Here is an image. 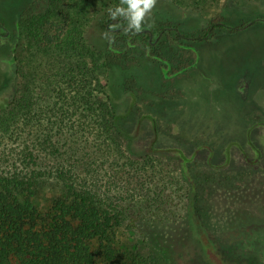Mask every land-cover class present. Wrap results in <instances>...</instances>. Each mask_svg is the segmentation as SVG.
Masks as SVG:
<instances>
[{
  "label": "rangeland",
  "instance_id": "374dc122",
  "mask_svg": "<svg viewBox=\"0 0 264 264\" xmlns=\"http://www.w3.org/2000/svg\"><path fill=\"white\" fill-rule=\"evenodd\" d=\"M21 1H0V13L10 19ZM28 2L17 28H10V41L1 42L12 51L7 58L0 57V105L6 106L0 111V177L40 178L32 201L43 213L63 196L68 180L80 183L86 177L91 187L97 184L116 198L118 189H126L122 200L134 205L138 222L127 221L117 228L115 244L125 261L139 254L146 264H155L160 250L169 254L171 264H209L200 241L203 235L216 240L233 260L239 259L234 264L264 263V137L260 133L264 123L255 122H264V36H243L240 50L232 49L211 66L221 76L222 86L205 105L202 100L196 104L206 119L196 124L186 116L190 72L167 80L161 65L141 50H136L138 60L127 70L106 65L109 9L127 10V4L121 0ZM263 8L264 0H157L144 25L155 31L178 26L185 33L203 36L212 21L224 20L239 28L264 17ZM253 25L264 27L262 22ZM226 33L237 35L218 28L213 39ZM255 54V74L250 75L253 84L246 99L233 76ZM258 114L262 119L250 118ZM144 115L155 120L141 122ZM250 129L252 140L257 137L263 150L261 160L254 162L256 154L248 156L238 148L232 160L225 157L224 148L232 142L248 145ZM216 137L219 155L210 160L214 151L209 145ZM167 149H180L192 160L185 162L179 152ZM195 181L203 182L202 199L208 194L210 200V209L199 218L204 228L197 222L194 231L189 224L166 219L168 224L159 227L158 234L149 233L145 222L151 219L146 204L150 194L159 186L163 194L177 199L174 207L180 206L179 197H190Z\"/></svg>",
  "mask_w": 264,
  "mask_h": 264
},
{
  "label": "trees",
  "instance_id": "16d2710c",
  "mask_svg": "<svg viewBox=\"0 0 264 264\" xmlns=\"http://www.w3.org/2000/svg\"><path fill=\"white\" fill-rule=\"evenodd\" d=\"M122 18L118 17L115 20ZM107 19L114 21L110 14ZM257 22L264 23V18L250 21L253 24ZM250 23L241 27H246ZM216 27L228 28L232 32L240 29L227 24ZM146 28L148 26L143 25L139 33H135L134 30L126 32L127 28H120L117 33L115 31L110 33L111 42L106 53V65L129 69L138 60L134 46L138 44L140 37H146L145 42L150 46L148 53L151 57L164 61L173 60L178 64L177 67L188 68L191 64L187 59L189 56L193 61L199 59L197 50L187 51L181 45L179 49L183 52L181 53L183 60H176L181 54L172 55V51L162 52L154 45V41L148 42L149 34L143 33ZM1 29L4 30V26L0 23ZM182 35L173 28L158 30L159 39L172 36L179 38ZM2 39L3 37L0 36L1 41ZM161 43L162 40L159 44ZM5 109V105H0V111ZM145 118L149 116H144L140 121ZM167 150L179 152L185 162L192 160L180 149ZM83 179L81 184L75 179L68 180L64 186L63 196L55 201L50 211L43 213L32 201L40 178L32 176L25 179L18 176L10 180L0 177V264H146V258L139 254L134 255L131 260H123L119 257L116 248L117 228L127 221L130 224L138 222V213L132 212L134 205L126 204L122 200L126 189H118L116 198L103 191L97 184L91 187L86 182V177ZM202 185L203 182L195 181L190 191L191 196L178 198V203L183 208L176 205V209L172 204L177 199L171 194H163L164 190L158 186L146 199L149 210L147 215L151 218L145 222L149 233L158 234L159 227L168 224L166 219L171 223L182 221L184 225L189 224L194 228V231L197 222H199L197 225L203 227L202 222L199 221L200 214L203 210L210 209V200L208 194L205 200L202 199L205 196ZM146 204L144 202L140 204L141 209H145ZM187 212L188 217L185 216ZM143 234L147 235L146 232ZM200 241L205 248L209 264H234L235 260H239H233L229 252L222 250L211 236L207 238L202 235ZM158 253L155 264H171L169 254L160 250Z\"/></svg>",
  "mask_w": 264,
  "mask_h": 264
},
{
  "label": "crops",
  "instance_id": "0c3cea01",
  "mask_svg": "<svg viewBox=\"0 0 264 264\" xmlns=\"http://www.w3.org/2000/svg\"><path fill=\"white\" fill-rule=\"evenodd\" d=\"M0 1L2 3L3 0H0ZM27 3H28V0H22L20 4H18V7H16V9L11 14L10 19L4 18V16L0 13V20H2V22L8 28L17 27L18 16L20 13L23 12ZM263 10L264 8L262 9V12ZM248 15H250L248 14V12L247 14L245 13L246 17L244 18L247 19ZM235 33L237 34L236 36H228V34L226 33L225 35H223L222 37L216 40L212 39L210 41L204 42L203 45L200 47V49L203 50L201 53L202 55L201 65L199 67V70L192 71V73L189 74L191 75V77L186 80V85H185V88H189L188 90H186L187 95L185 96V101L187 102L186 103V107H187L186 116H191L195 120L196 124H204L206 120L204 116V112L202 114L203 109L198 108L196 104L199 106V102H201L202 100L203 104L205 105V100L208 97L212 98L215 95V93L221 89V86H222L221 76L218 73L214 72L211 66L213 64H216V62L219 64V62L223 58L227 57L231 53L232 49L240 50V47L242 48L244 44L243 41H245L244 40L245 38L243 39V36H246V37L252 36V35L253 36H258V35L264 36V27L262 26L257 27V26L251 25ZM11 51L12 49L8 45L4 46L2 45V43H0V57L7 58L9 54L11 53ZM256 56H257L256 54L249 56L248 60L242 62L239 65L238 69L234 72V76H233L235 80V85L238 91L242 93L246 99H248L250 88H251V85L253 84L252 80L250 79V75L251 73H253V75L255 74L254 64L257 61ZM195 72L197 73V77L194 80L193 77L195 76ZM8 77H11V75L9 76L8 74ZM1 78H2V72L0 71V91H1V83H2ZM255 116L262 119L261 115L259 114L253 115L250 118L255 117ZM256 123H264V122H256ZM260 127H259L261 129L260 133L264 137V126H260ZM255 138H256L255 139L256 143H258L257 137ZM218 139H219L218 137L211 138V140L213 141H211L209 145V148H211V150L216 151L215 155L216 154L219 155L218 149L214 148L219 143ZM257 145L260 147V144H257Z\"/></svg>",
  "mask_w": 264,
  "mask_h": 264
},
{
  "label": "flooded vegetation",
  "instance_id": "af4514ba",
  "mask_svg": "<svg viewBox=\"0 0 264 264\" xmlns=\"http://www.w3.org/2000/svg\"><path fill=\"white\" fill-rule=\"evenodd\" d=\"M130 13V12H129ZM128 13V14H129ZM263 18V17H262ZM257 19H261V18H257ZM1 24H3L4 26V30H0V36L3 37L1 42H6V41H10L11 38V32H10V28H8L3 22L2 20H0ZM224 25L227 24L226 22H219V20H215L212 21L210 23V26L208 28V30L206 31V33L203 36H196L193 34H188L185 33L183 31L180 30V28L178 26H169V27H165L163 29H176L179 32H181L183 35L182 37H176V36H172V37H164V38H158V31L153 30L151 27H148L145 29V31H143L144 34H149V41L148 42H153L154 41V45L157 46V48L159 50H161L162 52H164L166 49L172 51V55H176V54H181L183 52H181V50L179 49V45L183 46L186 48V50L190 51V50H197V52H199V59L196 61H193L192 58L189 56L187 57V59L189 60V62H191V64H189L188 68H180L177 67L178 64L175 63V61L170 60V61H164L163 59L157 58V57H151V55L148 53V49H149V45L148 43L146 44V37H140L138 44H135L134 48L136 50H141L142 51V55H145L148 59H150L152 62H158L161 65V69L163 71V75L167 80H173V79H177L179 77H182L184 74L192 71H197L199 70V67L201 65V61H202V55L200 52V47L203 45L202 43L210 41L213 39V35L215 34V30L218 28H222V27H216L217 25ZM110 25H115L114 29L110 30ZM230 25V24H227ZM253 25V23H250L248 26ZM18 26V23H17ZM232 26V25H230ZM246 27H239V30H243ZM128 27V22L127 20L123 17L120 20H114V21H110V19H107L106 21V28L108 33H117L119 31L120 28H127ZM17 28V27H14ZM237 28V27H236ZM222 29H228V28H222ZM230 30V29H229ZM237 30V31H239ZM115 31V32H113ZM231 31V30H230ZM236 31V32H237ZM160 40H162V42L164 40L168 41L169 43H161L159 44ZM214 40V39H213ZM216 40V39H215ZM141 42V43H140ZM173 42L175 44H173ZM195 43H199V46ZM202 44V45H201ZM165 53V52H164ZM136 55V54H135ZM183 54H181V56L177 57L176 60H183L182 58ZM189 77H191V75H189ZM165 97V96H164ZM167 97V96H166ZM175 100V99H174ZM144 116H149V118H145V119H150V120H155L154 117L150 116V115H144ZM143 116V117H144ZM142 117V118H143ZM141 120V119H140ZM144 120V119H143ZM255 122H258L257 120ZM252 130L250 129V133L248 135L249 139H248V145L245 144H241L240 142H232L231 144H229L230 146H228L227 149L224 148L225 153V157H228V159L230 158L232 160L233 157V150H237V148L246 153L248 156H250V154L253 152L254 154L257 155V159L254 162H259L261 160V158L263 157V150L261 149V147H259L256 143V141L252 140ZM251 137V139H250ZM256 139V138H255ZM219 152V150H218ZM216 151L213 152V154L211 153V159H213L216 155H215ZM253 154V155H254ZM227 159V158H226Z\"/></svg>",
  "mask_w": 264,
  "mask_h": 264
},
{
  "label": "clouds",
  "instance_id": "9594fccd",
  "mask_svg": "<svg viewBox=\"0 0 264 264\" xmlns=\"http://www.w3.org/2000/svg\"><path fill=\"white\" fill-rule=\"evenodd\" d=\"M121 4H127L128 9L125 10L124 7H116L115 11L109 9L111 18L113 20L118 17H124L128 22V27L125 29L126 32L139 33L142 31V26L144 25L147 17L152 12L157 4V0H121ZM129 12L131 16L129 17ZM151 27L152 25H147ZM110 30L115 28V25H110ZM105 37H108V33H105ZM111 42V41H110Z\"/></svg>",
  "mask_w": 264,
  "mask_h": 264
}]
</instances>
